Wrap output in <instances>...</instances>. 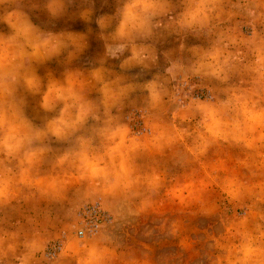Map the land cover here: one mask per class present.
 <instances>
[{"label":"rangeland","instance_id":"obj_1","mask_svg":"<svg viewBox=\"0 0 264 264\" xmlns=\"http://www.w3.org/2000/svg\"><path fill=\"white\" fill-rule=\"evenodd\" d=\"M0 97V264H264V0H0Z\"/></svg>","mask_w":264,"mask_h":264},{"label":"built area","instance_id":"obj_2","mask_svg":"<svg viewBox=\"0 0 264 264\" xmlns=\"http://www.w3.org/2000/svg\"><path fill=\"white\" fill-rule=\"evenodd\" d=\"M82 218L88 221L87 229L88 230H96L104 221V214L102 213V209H100L98 204L87 205L83 209ZM86 230V229H85ZM84 229L79 230V234H83ZM61 249V244L55 243L49 247L47 254L49 256H54Z\"/></svg>","mask_w":264,"mask_h":264},{"label":"clouds","instance_id":"obj_3","mask_svg":"<svg viewBox=\"0 0 264 264\" xmlns=\"http://www.w3.org/2000/svg\"><path fill=\"white\" fill-rule=\"evenodd\" d=\"M134 7H136L135 4L130 5L129 11L132 10V8H134ZM136 20H137V18L134 20H125V24H127L131 27H135L136 26ZM4 102H5L4 98L0 97V103H4Z\"/></svg>","mask_w":264,"mask_h":264}]
</instances>
